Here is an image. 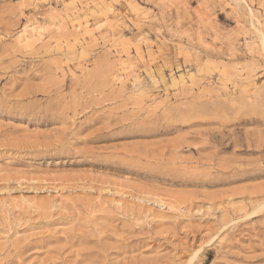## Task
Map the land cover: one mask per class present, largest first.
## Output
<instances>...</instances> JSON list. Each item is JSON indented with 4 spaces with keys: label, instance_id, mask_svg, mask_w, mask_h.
<instances>
[{
    "label": "rangeland",
    "instance_id": "obj_1",
    "mask_svg": "<svg viewBox=\"0 0 264 264\" xmlns=\"http://www.w3.org/2000/svg\"><path fill=\"white\" fill-rule=\"evenodd\" d=\"M0 264H264V0H0Z\"/></svg>",
    "mask_w": 264,
    "mask_h": 264
},
{
    "label": "bare ground",
    "instance_id": "obj_2",
    "mask_svg": "<svg viewBox=\"0 0 264 264\" xmlns=\"http://www.w3.org/2000/svg\"><path fill=\"white\" fill-rule=\"evenodd\" d=\"M36 33H38L37 35L40 36V33L37 32V30L35 29H30V30H26L22 35V39L24 42L31 40L32 38L36 37ZM42 37V36H41ZM29 43V42H27Z\"/></svg>",
    "mask_w": 264,
    "mask_h": 264
}]
</instances>
